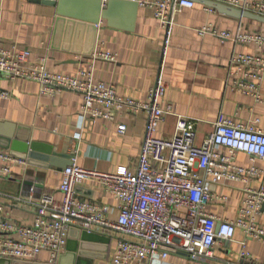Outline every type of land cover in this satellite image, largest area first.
<instances>
[{
	"label": "crops",
	"instance_id": "obj_1",
	"mask_svg": "<svg viewBox=\"0 0 264 264\" xmlns=\"http://www.w3.org/2000/svg\"><path fill=\"white\" fill-rule=\"evenodd\" d=\"M141 1L145 0H138ZM188 1L194 3L193 8H185L175 16L171 36L165 44L159 22L150 9L139 3L135 11L117 4L108 21L100 20L92 26L59 17L55 7L35 0H0V48L27 49L32 63L44 60L52 73L75 76L92 68L95 81L113 85L120 96L140 103L147 100L161 71L166 92L160 104L163 108L170 105L172 113L158 126L156 138H172L177 117H184L193 124L195 144L199 145L213 131L219 115L255 127L264 134V102L257 103L252 97L232 90L228 77L230 57L235 53L255 54L256 47L198 34L207 25L219 32L264 33V24L233 19L206 9L205 1L218 0ZM94 53L111 54L114 61L92 60ZM0 90L9 94L8 99H0V151L25 160L24 166H11L10 178L0 176V205L10 221L30 225L42 194L61 200L59 186L64 168L58 170L57 166L63 167L69 161L98 172H115L120 167L135 170L147 122L145 114L121 113L113 121H90L81 115L79 94L62 91L41 95L36 82H10L4 78L0 79ZM260 94L264 101V78ZM119 125L126 127L124 134L118 133ZM14 137H17L15 147L23 148L19 144L27 143L26 153L3 148V139L13 141ZM65 156L73 158L69 160ZM236 163L244 168L254 165L264 171V161L252 160L243 153L236 155ZM5 165L0 161V169ZM207 181L210 192L224 196L225 200L212 201L206 212L230 221L238 217L244 188L264 185V173L246 184ZM75 192L82 200L109 206L112 209L109 218L116 219L117 202L96 182L84 181ZM255 224L264 229L263 207L255 217ZM102 235L110 239L108 249L105 253L97 252L102 257L94 258L91 264H109L113 255L118 236ZM263 258L264 237L255 239L236 229L232 240L216 241L207 262L262 264ZM33 263L49 264L48 255L40 254ZM147 264L204 263L191 261L183 254H170L161 263Z\"/></svg>",
	"mask_w": 264,
	"mask_h": 264
},
{
	"label": "built area",
	"instance_id": "obj_2",
	"mask_svg": "<svg viewBox=\"0 0 264 264\" xmlns=\"http://www.w3.org/2000/svg\"><path fill=\"white\" fill-rule=\"evenodd\" d=\"M218 2L264 17V0ZM139 5L152 11L167 44L175 16L185 8H193L194 3L145 0ZM198 34L256 47L255 54L235 53L230 57L228 77L232 90L263 103L260 84L264 78V33L219 32L207 25ZM30 57L27 49L0 48V79L36 82L41 95L62 91L79 94L81 115L90 121H113L121 113H143L147 122L135 170L120 167L115 172H98L86 170L72 160L62 170L61 200L42 194L35 218L27 226L6 218L0 205V259L35 262L40 254L46 253L48 263L54 264L65 250L71 229L118 236L109 264L161 263L170 254H183L191 261L209 264L216 241L232 240L236 229L255 239L264 237V229L255 224V217L264 205V185L244 188L245 197L235 220H221L206 212L212 201L225 200L224 196L210 192L207 179L213 184L222 180L246 184L264 173L254 165L244 168L236 163L238 153L264 161V134L260 130L219 115L213 131L197 145L193 124L177 117L173 137L156 138L158 126L172 113L170 105L163 108L160 104L166 92L161 71L147 100L140 103L120 96L113 85L95 81L92 68L75 76L63 75L48 71L44 60L32 63ZM92 60L114 61V56L94 53ZM8 98L9 94L0 90V99ZM117 130L124 134L126 127L119 125ZM0 161L6 164L0 169V176L6 178L12 176V165H25V160L3 151ZM84 181L96 182L117 202L115 220L109 218L112 214L109 206L76 196L77 186Z\"/></svg>",
	"mask_w": 264,
	"mask_h": 264
},
{
	"label": "water",
	"instance_id": "obj_3",
	"mask_svg": "<svg viewBox=\"0 0 264 264\" xmlns=\"http://www.w3.org/2000/svg\"><path fill=\"white\" fill-rule=\"evenodd\" d=\"M51 7H55L56 14L59 17L75 20L81 23H87L96 26L100 20H109L110 12L117 4L127 5L135 9L138 7V0H108L106 4L102 0H35ZM205 6L217 11L227 17L241 20L249 19L264 24V17L242 11L218 2L205 1ZM17 137L12 139H3L5 142L3 148L6 150H18L19 152H27V143L19 144L23 148L15 147L17 145ZM66 157V156H65ZM72 160L73 156L66 157ZM71 164L67 162L63 167L57 166L60 170ZM56 166V165H55ZM264 208V205L262 206ZM110 239L105 235L98 233H88L79 229H71L69 231L68 240L65 247V254L59 255L55 262L57 264H91L94 258H101L97 252H106ZM103 248V249H102ZM67 261V262H66ZM0 263L5 264H35L33 262H21L18 260L0 259Z\"/></svg>",
	"mask_w": 264,
	"mask_h": 264
}]
</instances>
